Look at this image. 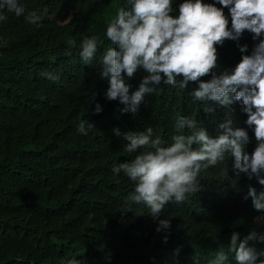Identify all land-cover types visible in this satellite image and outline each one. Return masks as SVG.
<instances>
[{
  "label": "trees",
  "instance_id": "trees-1",
  "mask_svg": "<svg viewBox=\"0 0 264 264\" xmlns=\"http://www.w3.org/2000/svg\"><path fill=\"white\" fill-rule=\"evenodd\" d=\"M19 2L29 11L38 10L42 22L33 25L8 12L7 20L0 21V264H67L71 259L80 264H194V257L203 264L204 250L226 231L238 230L241 239L257 226L255 231L264 233V220H256L264 212H256L251 197L244 198L249 185L258 192L264 185L244 173L235 178L230 155L200 173L201 191L183 203L169 201L159 218L129 199L134 182L113 171L135 155L124 151L123 133L150 126L153 138L170 144L175 119L183 115L194 117L215 137L217 122L229 110L216 106L214 113H205L212 102L195 101L190 93L198 84L191 82L184 90L161 83L135 114L121 112L124 105L106 99L109 79L100 76V59L114 47L106 37L107 22L127 0ZM182 2L173 0L174 15ZM224 12L231 27L229 9ZM92 35L102 43L88 65L80 44ZM257 42L248 31L239 40L249 46L247 54ZM217 48L218 71L234 68L242 58L236 41L226 40ZM48 72H59L60 79L49 80ZM144 75L141 70L125 77L130 91ZM97 102L100 113L94 111ZM241 106H230L231 118L248 131L246 151L251 153L257 141ZM82 119L95 125L86 135L78 131ZM222 170L238 180L239 190L232 189ZM165 218L171 221L170 232L158 233L159 219Z\"/></svg>",
  "mask_w": 264,
  "mask_h": 264
},
{
  "label": "clouds",
  "instance_id": "clouds-1",
  "mask_svg": "<svg viewBox=\"0 0 264 264\" xmlns=\"http://www.w3.org/2000/svg\"><path fill=\"white\" fill-rule=\"evenodd\" d=\"M224 8L229 9L231 27ZM5 12L24 16L33 25L42 22L38 10H27L19 0H0V21L7 20ZM173 12V0H127V5L119 7L107 22L106 37L114 47H109L100 59V76L109 79L106 99L124 105L123 113L138 112L146 95L153 94L161 83L184 90L190 82L198 84L190 93L195 101L212 102L213 106L203 109L205 113H214L216 106L229 110L218 124L215 137L198 126L194 117L183 115L175 119L170 144L159 136L153 138L150 126L144 131L123 133L124 151L135 155L113 171H122L134 182L129 199L146 206L153 218H159L169 201L183 203L190 194L201 191L200 173L223 162L226 155L234 158L235 178L244 173L250 179L256 176L264 185V39H260L264 36V0H183L178 14ZM245 31L258 41L250 54L247 44H239ZM226 40L237 42L242 58L234 68L218 71L217 46H223ZM101 43L96 35L83 37L80 55L84 64L91 65ZM69 44L75 46L76 41L69 40ZM141 70L146 75L136 90L130 91L132 85L125 77L132 78ZM44 75L51 81L60 79L59 72ZM209 75L210 79H202ZM94 99L95 94L91 101ZM235 102L242 103V111L247 114L245 123L254 130L257 146L251 153L246 151L248 131L236 126L231 118L234 110L230 106ZM94 111L100 113L102 105L97 102ZM94 126L82 119L78 131L86 135ZM113 131L121 135L119 128ZM222 174L232 188L239 190L238 180L230 177L228 170H222ZM249 197L253 208L264 212V190L258 192L249 185L244 198ZM256 220H264V216ZM170 229V220L159 219L158 233ZM163 240L166 243L168 235ZM210 249L203 264H264V233L253 230L241 239L238 230L226 231V236L221 234L212 240ZM193 260L200 264L198 258ZM67 264L80 262L71 259Z\"/></svg>",
  "mask_w": 264,
  "mask_h": 264
},
{
  "label": "bare ground",
  "instance_id": "bare-ground-1",
  "mask_svg": "<svg viewBox=\"0 0 264 264\" xmlns=\"http://www.w3.org/2000/svg\"><path fill=\"white\" fill-rule=\"evenodd\" d=\"M241 107H242V106H241ZM221 109H222V108H221ZM233 110H234V109H233ZM220 112H221V111H220ZM233 112H234V111H233ZM168 113H169V112H168ZM168 113H166V114H168ZM226 113H227V112H226ZM216 114H217V113H216ZM218 114H219V113H218ZM222 115H224V113H223ZM222 115H221V117H222ZM166 116H168V115H166ZM219 117H220V116H219ZM213 118H215V117H213ZM171 120H172V118H171ZM210 121H211V120H210ZM219 121H220V120H219ZM209 123H210V122H209ZM218 123H220V122H217V124H218ZM169 124H170V123H169ZM210 124H211V123H210ZM211 125H212V124H211ZM214 127H215V126H214ZM207 128H208V127H207ZM210 129H211V128H210ZM216 130H217V129H216ZM209 131H210V130H209ZM209 131H208V132H209ZM209 134H210V133H209ZM212 136H214L213 133H212ZM166 142H167V141H166ZM231 172H232V171H231ZM233 172H234V171H233ZM233 172H232V173H233ZM234 174H235V173H234ZM202 176H203V175H202ZM199 178H200V176L198 177V179H199ZM229 188H230V187H229ZM232 189H233V188H232ZM230 191H231V190H230ZM231 192H232V191H231ZM229 193H230V192H228V194H229ZM226 194H227V193H226ZM226 194H225V195H226ZM228 196H229V195H228ZM175 203H177V202H175ZM248 205H249V204H248ZM246 206H247V204H246ZM241 207H242V205H241ZM231 208H232V207H231ZM239 208H240V207H239ZM246 208H247V207H246ZM248 208H249V207H248ZM233 209H234V208H233ZM236 209H237V208H236ZM238 210H239V209H238ZM236 211H237V210H236ZM238 212H241V211H238ZM256 212H258V211H256ZM259 213H261V212H259ZM213 223H214V221H213ZM156 224H157V223H156ZM180 225H181V224H180ZM257 227H258V226H257ZM257 227H254V228L257 229ZM177 229H178V228H177ZM255 229H252V230H255ZM178 230H179V229H178ZM187 231H188V230H187ZM176 232H177V231H176ZM185 232H186V230H185ZM177 234H178V233H177ZM174 235H175V234H174ZM175 236H176V235H175ZM208 237H209V236H208ZM172 238H173V237H172ZM112 244H113V243H112ZM171 246H172V245H171ZM206 246H207V245H206ZM112 247H113V246H112ZM112 247H111V248H112ZM201 248H202V247H201ZM208 248L210 249L209 246H208ZM208 248H206V250H204V251L209 252L210 250L207 251ZM204 249H205V247H204ZM200 250H201V249H200ZM202 250H203V248H202ZM206 252H205V253H206ZM203 254H204V253H203ZM204 255H205V254H204ZM169 256H170V254H169ZM170 258H171V257H170ZM173 259H174V258H173ZM171 260H172V258H171ZM164 261H165V259H164ZM169 261H170V260H169ZM169 261H168V262H169ZM165 262H166V261H165ZM166 264H167V263H166Z\"/></svg>",
  "mask_w": 264,
  "mask_h": 264
}]
</instances>
